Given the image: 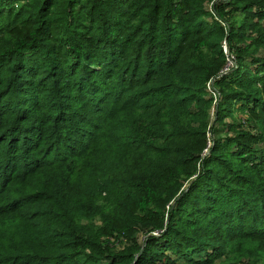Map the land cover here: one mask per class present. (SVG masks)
<instances>
[{"label":"trees","instance_id":"obj_1","mask_svg":"<svg viewBox=\"0 0 264 264\" xmlns=\"http://www.w3.org/2000/svg\"><path fill=\"white\" fill-rule=\"evenodd\" d=\"M216 261L264 264V0H0V264Z\"/></svg>","mask_w":264,"mask_h":264},{"label":"built area","instance_id":"obj_2","mask_svg":"<svg viewBox=\"0 0 264 264\" xmlns=\"http://www.w3.org/2000/svg\"><path fill=\"white\" fill-rule=\"evenodd\" d=\"M223 49L227 57H226V63L224 67L222 68V73L230 70L234 66V57L233 55L228 53L227 45L225 42L223 43ZM207 87L210 93L214 96L215 101H216L219 93L216 91V88L213 86V79L207 83Z\"/></svg>","mask_w":264,"mask_h":264},{"label":"rangeland","instance_id":"obj_3","mask_svg":"<svg viewBox=\"0 0 264 264\" xmlns=\"http://www.w3.org/2000/svg\"><path fill=\"white\" fill-rule=\"evenodd\" d=\"M211 7V6H210ZM212 8V7H211ZM238 116L240 115V114H237ZM215 264H227L226 262H222V261H216V263ZM239 264H241V263H239Z\"/></svg>","mask_w":264,"mask_h":264}]
</instances>
